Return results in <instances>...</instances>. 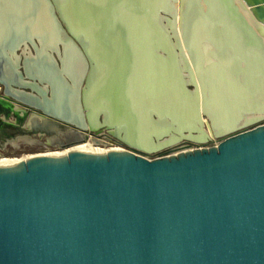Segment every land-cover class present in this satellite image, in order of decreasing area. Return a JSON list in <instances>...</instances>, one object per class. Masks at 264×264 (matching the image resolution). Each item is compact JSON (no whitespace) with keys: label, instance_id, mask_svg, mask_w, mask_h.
I'll list each match as a JSON object with an SVG mask.
<instances>
[{"label":"water","instance_id":"1","mask_svg":"<svg viewBox=\"0 0 264 264\" xmlns=\"http://www.w3.org/2000/svg\"><path fill=\"white\" fill-rule=\"evenodd\" d=\"M0 87V149L127 146L0 164V264H264V0H0Z\"/></svg>","mask_w":264,"mask_h":264},{"label":"bare ground","instance_id":"2","mask_svg":"<svg viewBox=\"0 0 264 264\" xmlns=\"http://www.w3.org/2000/svg\"><path fill=\"white\" fill-rule=\"evenodd\" d=\"M166 24L167 26H171L172 28V31L173 33L178 36L179 34V30H178V25H179V14L178 12L176 14H174V18H166ZM12 76V73L11 71L9 70L8 73H7V77L11 78ZM35 82H31V81H25V80H20L18 81L17 85L18 86H27L28 84L32 86V89L33 90H37V84ZM45 89V87H44ZM83 88H80V91L82 90ZM15 93L17 95H21V96H24L25 100L29 103L31 102H34V98H36V95L34 94H31L29 92H26V91H23L21 89H16L15 90ZM39 101H41V99H39ZM264 117V115H261V118ZM257 118V117H256ZM251 119H249L247 122H250ZM102 121H100L97 117H95L94 119H91L90 121L86 122L85 124V127L87 129L89 128H93V129H98L102 126ZM207 133H208V136H212V132L210 129H206ZM113 134L119 136L121 138V134L115 132V131H111ZM222 134V133H221ZM214 135V134H213ZM182 138V137H186V138H189L191 140H197L198 137L197 136H193V135H182L181 137L178 136L177 132H173L172 134H170V136L168 137V139L165 140V142H169L172 138ZM86 151H92V152H100V153H108L110 150H105V149H98L96 147H93L90 143H85V144H80V145H75V146H72L68 149H65L61 152H54V153H47V154H44V155H50V156H61V157H66L72 153H75V152H86ZM32 156H25L21 159H1L0 160V164L1 165H9V164H24L29 158H31Z\"/></svg>","mask_w":264,"mask_h":264},{"label":"rangeland","instance_id":"3","mask_svg":"<svg viewBox=\"0 0 264 264\" xmlns=\"http://www.w3.org/2000/svg\"><path fill=\"white\" fill-rule=\"evenodd\" d=\"M168 27L171 30V27L170 26H168ZM214 77L218 82H220L218 85H221V87H223V88L226 86L225 88H227L229 91L235 90L240 96V92L235 88L234 83L232 84L233 80L230 76H228L227 72H225L221 69H218L215 72ZM232 95H233V100L238 98L233 92H232ZM229 99L232 100V98L229 96L225 97V99H224V102H228L224 105V110L226 112H229L232 109L231 101H229ZM99 120H101V118ZM205 124H206L205 128L209 129V125H208L207 120H205ZM250 125H252V124H250ZM77 137H78V135L74 134V136L71 138L76 139ZM29 139H24V141L27 143H22L21 141L11 142L10 143L11 147H8V149L6 150L7 154L0 156V160L1 159H21L25 156H36V155H42V154H47V153L61 152V151L65 150V149H59V148H54V147H49V146L38 147L39 145L36 146V144H34V143H28L30 141ZM63 139H65L67 141V138L63 137ZM218 139H220L219 136H214L212 134V136H210L208 138V142H205L206 144H200L197 141H191L193 143L192 147L193 148L198 147V146L206 147V146L210 145L212 142L218 141ZM66 149H68V148H66ZM115 149H124V148L119 147V148H115ZM163 153L164 152L162 150L161 151H154L153 156L156 157V156L163 154Z\"/></svg>","mask_w":264,"mask_h":264},{"label":"flooded vegetation","instance_id":"4","mask_svg":"<svg viewBox=\"0 0 264 264\" xmlns=\"http://www.w3.org/2000/svg\"><path fill=\"white\" fill-rule=\"evenodd\" d=\"M2 95H3V88L1 87L0 97H2ZM262 121H264V119L258 120L255 123H260ZM110 132L111 131H108L106 128L102 126L94 131H91L90 129H86V131L74 130L75 135H78V137L74 140L79 142L80 144L90 143L93 147L104 148V149H109V150H111L112 148L114 150V148H119V147L127 148V146L123 143V140H121L119 136L115 134L113 135ZM227 135L228 134L221 135L219 136V138L222 139L226 137ZM24 139H29V138H20L15 141H21L22 143H27L24 141ZM220 139H218V141H215V142H219ZM29 140H28L29 141L28 143H34L36 144V146L39 145L38 147L49 146V147H54V148H59V149H66L72 146V145H68L69 141H66L65 139H63V137H60L59 139H54V138L51 139L47 137H39V136L34 135L30 137ZM206 142H208V140ZM10 143L11 142H8L3 149H0V156L7 154L6 150L8 149V147H11ZM202 144H206V143H202ZM162 151L164 152L165 150H162ZM151 157H154L153 153H151Z\"/></svg>","mask_w":264,"mask_h":264},{"label":"built area","instance_id":"5","mask_svg":"<svg viewBox=\"0 0 264 264\" xmlns=\"http://www.w3.org/2000/svg\"><path fill=\"white\" fill-rule=\"evenodd\" d=\"M0 92H1V87H0ZM217 143L218 142H213V143H211L210 145H208V146H206V147H210V146H214V145H217ZM200 147V146H199ZM202 148V147H201ZM98 149H104V148H98ZM105 150H109V149H105ZM111 150H113V148L111 149ZM110 150V151H111ZM114 150H115V148H114Z\"/></svg>","mask_w":264,"mask_h":264},{"label":"crops","instance_id":"6","mask_svg":"<svg viewBox=\"0 0 264 264\" xmlns=\"http://www.w3.org/2000/svg\"><path fill=\"white\" fill-rule=\"evenodd\" d=\"M17 72H18V73H21L20 69H17ZM34 84H35V83H34ZM16 89H17V88H13V91L15 92ZM26 92H29V93H31V94H34L33 91H26ZM34 95H36V94H34Z\"/></svg>","mask_w":264,"mask_h":264}]
</instances>
